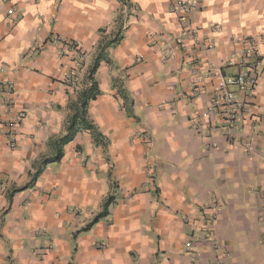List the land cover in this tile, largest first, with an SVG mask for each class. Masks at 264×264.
<instances>
[{"label": "crops", "instance_id": "crops-1", "mask_svg": "<svg viewBox=\"0 0 264 264\" xmlns=\"http://www.w3.org/2000/svg\"><path fill=\"white\" fill-rule=\"evenodd\" d=\"M126 1L120 25L121 0H0V82L28 110L15 148L0 122V264H264V57L251 93L232 87L241 105L212 109L239 72L238 41L264 34V0H188L189 15L177 0ZM118 33L88 104L102 138L78 132L33 179Z\"/></svg>", "mask_w": 264, "mask_h": 264}, {"label": "built area", "instance_id": "built-area-1", "mask_svg": "<svg viewBox=\"0 0 264 264\" xmlns=\"http://www.w3.org/2000/svg\"><path fill=\"white\" fill-rule=\"evenodd\" d=\"M195 9V4L190 3L188 0H177L176 3L173 4L172 10L176 13L183 12L186 15H189ZM120 15L122 16V24L125 25L134 12V7L128 3L122 1V6L120 9ZM188 34L191 35V32L188 31ZM56 42H59V38H55ZM238 50L235 54L236 61L239 66V72L231 77H229L226 81L221 83L219 88V93L212 105L213 111H217L221 106H229L228 109L238 105L241 103L237 101L235 91L232 89L233 86L237 87L240 91L244 93H251L259 84L260 81V60L264 57V34L259 37L249 36L240 41ZM178 44L183 46L184 40L179 39ZM68 51L76 54L77 58H82L85 54L82 47L75 42H68L66 44ZM169 55L171 54V50H168ZM71 75L68 77V80H71ZM16 85L12 80H3L0 82V122L4 127V133L7 136L10 146L12 148L16 147L19 136V128L22 123L26 120L28 116L27 108L16 109ZM10 114L8 119H4V113ZM235 115L230 113L228 117L224 121L223 132L228 140H233L235 137ZM201 129V126H199ZM149 143V141H148ZM152 145V141L150 140ZM245 147L249 149L250 141H247ZM148 173L150 180L155 179L156 170L154 165H147ZM77 212H82L79 208L76 209ZM212 219L216 218V215L211 217ZM193 238V237H192ZM193 241L187 242L188 249H191Z\"/></svg>", "mask_w": 264, "mask_h": 264}, {"label": "trees", "instance_id": "trees-1", "mask_svg": "<svg viewBox=\"0 0 264 264\" xmlns=\"http://www.w3.org/2000/svg\"><path fill=\"white\" fill-rule=\"evenodd\" d=\"M127 2L126 0H121ZM119 23L122 24V16H119ZM121 34H116L115 38L108 41L104 39L100 45V54L92 68L89 70L87 75V80L90 85L83 90L80 91L77 99H70L69 107L71 110V114L69 115L66 132L63 135L57 136L50 140V145L55 149V155L53 157H44L42 158L37 166L36 171L32 174L33 179L39 177V175L43 172L45 167L52 161H59L63 157V148L64 145L68 142L72 141L74 137L78 134V132L82 130L91 131L96 140L102 138L101 132L97 129L96 125L92 122V120L88 116V104L91 100L97 98L100 94V88L98 82L96 81L94 74L96 72L97 67L99 66L100 60L105 58V51L109 45L115 43V41L119 40ZM21 189V188H18ZM113 198L109 197L104 203V210L100 214H98L90 224H88L85 230L89 229L91 225L96 223L100 217L105 215L108 211V207L111 204Z\"/></svg>", "mask_w": 264, "mask_h": 264}]
</instances>
